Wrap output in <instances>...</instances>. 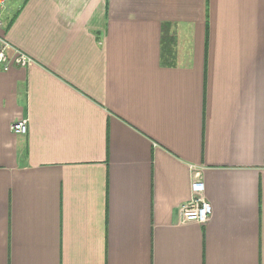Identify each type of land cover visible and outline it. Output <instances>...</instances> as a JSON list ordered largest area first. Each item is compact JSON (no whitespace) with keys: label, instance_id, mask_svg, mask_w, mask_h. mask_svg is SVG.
<instances>
[{"label":"crops","instance_id":"0c3cea01","mask_svg":"<svg viewBox=\"0 0 264 264\" xmlns=\"http://www.w3.org/2000/svg\"><path fill=\"white\" fill-rule=\"evenodd\" d=\"M3 15L34 61L0 67V264H264V0ZM195 179L204 224L181 216Z\"/></svg>","mask_w":264,"mask_h":264},{"label":"built area","instance_id":"2783aa9c","mask_svg":"<svg viewBox=\"0 0 264 264\" xmlns=\"http://www.w3.org/2000/svg\"><path fill=\"white\" fill-rule=\"evenodd\" d=\"M16 0H0V67L8 70L12 64L28 66L34 59L24 50L14 46L1 31L4 28V12ZM13 132L25 134L28 130L27 119L17 120L11 125ZM213 213V206L205 196V184L195 179L192 184L191 198L181 205V216L184 221L204 224Z\"/></svg>","mask_w":264,"mask_h":264},{"label":"trees","instance_id":"16d2710c","mask_svg":"<svg viewBox=\"0 0 264 264\" xmlns=\"http://www.w3.org/2000/svg\"><path fill=\"white\" fill-rule=\"evenodd\" d=\"M169 28H170V25L168 23H163L161 40H162V44L164 48H166V44H168L167 40L171 41L172 39V37L169 36ZM168 49L171 51L170 45ZM169 50L167 51L170 52Z\"/></svg>","mask_w":264,"mask_h":264}]
</instances>
